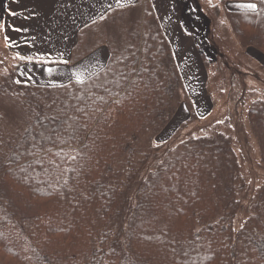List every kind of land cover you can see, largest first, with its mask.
<instances>
[{
    "label": "trees",
    "instance_id": "1",
    "mask_svg": "<svg viewBox=\"0 0 264 264\" xmlns=\"http://www.w3.org/2000/svg\"><path fill=\"white\" fill-rule=\"evenodd\" d=\"M223 4L244 50L264 61V0ZM119 20L105 22L115 27L103 30L106 66L83 83L7 91L28 87L31 110L18 131L0 115V264H264V188L236 230L244 181L226 138L186 142L140 176L176 114L186 119L170 140L199 116L179 96L174 52L151 10L124 42L120 31L137 20ZM97 28L80 44L92 31L99 40ZM249 118L264 162V101Z\"/></svg>",
    "mask_w": 264,
    "mask_h": 264
},
{
    "label": "rangeland",
    "instance_id": "2",
    "mask_svg": "<svg viewBox=\"0 0 264 264\" xmlns=\"http://www.w3.org/2000/svg\"><path fill=\"white\" fill-rule=\"evenodd\" d=\"M176 2L179 11L177 20L181 30L193 43L182 63L183 73L178 70L183 83V92L180 91L179 96H186L193 101L199 118L189 122L185 129L170 140L181 122L186 119L185 112L180 111L176 114L165 127L163 136L156 141L155 147L160 148L159 153L149 160V167L145 166L140 176L142 179L147 178L158 163L162 164L167 158L165 165L172 160L171 158L177 157L186 142L199 138L215 139L219 136L226 138L231 143L244 181V189L238 194L240 209L234 219V225L238 230L250 217L253 204L264 188L261 146L251 128L249 118L253 104L264 101V61L261 55L253 50H244L239 43L224 11L223 0H176ZM5 5L6 0H0V87H3L0 90V115L5 128L18 131L23 129L26 113L31 110L26 106V99L30 94L28 87L17 91L16 94L7 93L11 85L16 87L20 79L19 71L26 61L18 60L7 53L3 34ZM233 5L236 9H241L238 4ZM145 6L136 8L138 14L134 12L128 17V21L125 20L128 23L136 19L137 23L120 31L119 42H124L127 34H132L145 22H143ZM108 24H102L95 31L99 33L103 30L114 31L115 27L110 29ZM92 34L93 31L90 35L92 41H95V33ZM105 35L104 41L108 42ZM249 51L251 56L247 54ZM27 73V81L47 80L48 73L43 70L31 68ZM19 84L38 86L20 82ZM136 161L146 162V155L137 157ZM135 198L137 193L133 195V204Z\"/></svg>",
    "mask_w": 264,
    "mask_h": 264
},
{
    "label": "crops",
    "instance_id": "3",
    "mask_svg": "<svg viewBox=\"0 0 264 264\" xmlns=\"http://www.w3.org/2000/svg\"><path fill=\"white\" fill-rule=\"evenodd\" d=\"M145 5L169 41L183 73L182 63L193 43L183 34L177 20L176 0H6L3 17L6 50L16 59L26 61L19 71L18 81L50 87L77 82L76 75L86 81L106 66L110 51L103 44V31L99 33V40L92 41L90 35L83 45L80 44L82 31L102 26L109 20L117 26L119 18H128L134 12L138 14L136 8ZM19 57H31V60ZM31 68L47 72V80L27 81Z\"/></svg>",
    "mask_w": 264,
    "mask_h": 264
},
{
    "label": "snow or ice",
    "instance_id": "4",
    "mask_svg": "<svg viewBox=\"0 0 264 264\" xmlns=\"http://www.w3.org/2000/svg\"><path fill=\"white\" fill-rule=\"evenodd\" d=\"M243 6L248 7V8H253V9L256 7L255 4H247V5H243ZM14 14H15V13H13V15H14ZM6 39H7V38H6ZM19 58H20V59H28V60H31V57H28V58H25V57H19ZM48 71L51 72L52 69L49 68ZM76 81H77V83H83L82 76H81V75H76ZM17 83H19V81H17Z\"/></svg>",
    "mask_w": 264,
    "mask_h": 264
}]
</instances>
